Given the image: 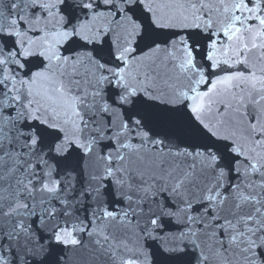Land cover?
<instances>
[{
  "label": "snow or ice",
  "instance_id": "1",
  "mask_svg": "<svg viewBox=\"0 0 264 264\" xmlns=\"http://www.w3.org/2000/svg\"><path fill=\"white\" fill-rule=\"evenodd\" d=\"M0 264H264V0H0Z\"/></svg>",
  "mask_w": 264,
  "mask_h": 264
}]
</instances>
